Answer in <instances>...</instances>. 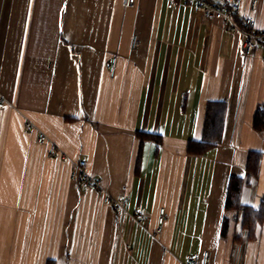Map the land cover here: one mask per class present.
<instances>
[{"label":"crops","instance_id":"0c3cea01","mask_svg":"<svg viewBox=\"0 0 264 264\" xmlns=\"http://www.w3.org/2000/svg\"><path fill=\"white\" fill-rule=\"evenodd\" d=\"M251 1L240 15L264 33V0L250 13ZM125 2L0 0V264H188L204 251L264 264V223L248 241L225 210L231 178L241 206L264 197V50L243 57L241 26L203 22L187 0ZM210 103L225 107L221 138L195 156ZM249 153L260 162L246 182ZM124 194L125 212L103 201Z\"/></svg>","mask_w":264,"mask_h":264},{"label":"built area","instance_id":"2783aa9c","mask_svg":"<svg viewBox=\"0 0 264 264\" xmlns=\"http://www.w3.org/2000/svg\"><path fill=\"white\" fill-rule=\"evenodd\" d=\"M165 2V7L167 9H172L181 0H161ZM189 1L195 9L200 13L203 22L219 21L222 25L230 30H239V26L242 28L243 41L240 46V52L243 57H251L254 55L256 49L260 47L264 50V33L257 30L255 27L254 19L251 16L242 17L240 15V6L242 0H219L218 2H212L210 0H187ZM135 0H126L125 6L129 7L133 5ZM257 2L252 0L249 5V12H254L256 10ZM138 46V41L135 36H133L131 42L132 50H135ZM116 59H112L110 74L113 75L114 66ZM4 101L0 97V108L4 106ZM25 130H33V125L29 121H24L23 124ZM47 141L43 134L37 137V143L43 145ZM85 166L84 162L78 164L77 173L81 178L84 176L83 168ZM82 184L86 187L97 188V184L93 180L82 178ZM124 191V190H123ZM103 201L105 204L109 205L112 209L118 212H125L128 208L130 197L124 194L121 200L111 199L109 196L104 195ZM164 210H158L157 219V229L154 233V237H158L161 233L160 226L163 222ZM137 222H144V218L141 216L136 217ZM209 252H202L193 254L188 261V264H208L209 263Z\"/></svg>","mask_w":264,"mask_h":264},{"label":"trees","instance_id":"16d2710c","mask_svg":"<svg viewBox=\"0 0 264 264\" xmlns=\"http://www.w3.org/2000/svg\"><path fill=\"white\" fill-rule=\"evenodd\" d=\"M225 107L222 103H210L207 106L206 117L204 123L203 141L201 144L190 143L187 151L192 155H201L207 148L215 146L221 138V129L225 113ZM264 122V108L257 109L254 117V127L260 129ZM139 144L145 140L153 141L157 148L161 145V139L158 136L152 135H137ZM260 155L258 153H249L246 162V182L252 178H256L259 169ZM243 186V181L237 178H231L225 201V210H237L240 213V229L245 233L248 241H254L259 226L264 223V197L257 209L239 204L240 192ZM227 220L223 221L221 236L227 234ZM240 240V238H236ZM46 264H54L53 261H47Z\"/></svg>","mask_w":264,"mask_h":264}]
</instances>
